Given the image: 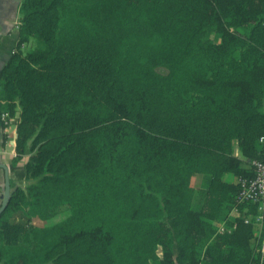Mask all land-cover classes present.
Returning a JSON list of instances; mask_svg holds the SVG:
<instances>
[{"label":"trees","instance_id":"1","mask_svg":"<svg viewBox=\"0 0 264 264\" xmlns=\"http://www.w3.org/2000/svg\"><path fill=\"white\" fill-rule=\"evenodd\" d=\"M19 11L0 112L17 111L26 182L0 211V264H264L255 205L228 214L262 154L264 0ZM195 173L207 177L193 206Z\"/></svg>","mask_w":264,"mask_h":264},{"label":"crops","instance_id":"2","mask_svg":"<svg viewBox=\"0 0 264 264\" xmlns=\"http://www.w3.org/2000/svg\"><path fill=\"white\" fill-rule=\"evenodd\" d=\"M20 0H0V66L6 60L15 46L17 40V28L20 19ZM27 44L29 48L32 40L21 44ZM23 50V49H22ZM26 50V49H25ZM17 111L0 115V190H3L4 176L7 174L8 190L16 184H25L23 178V163L28 155V147L25 146L20 158L14 159V138ZM236 216V215H232Z\"/></svg>","mask_w":264,"mask_h":264},{"label":"built area","instance_id":"3","mask_svg":"<svg viewBox=\"0 0 264 264\" xmlns=\"http://www.w3.org/2000/svg\"><path fill=\"white\" fill-rule=\"evenodd\" d=\"M1 118L5 117L6 112H0ZM258 142L262 145V154L259 158L251 159V171L252 175L249 177H244L239 179V188L234 193L233 199L236 204H234L228 214L237 215L239 209L237 204H254L255 213L253 218L263 224L264 228V134H261L257 138ZM2 197V191L0 190V202ZM247 221V217L244 218ZM234 223L231 225L233 227ZM229 229L224 226L223 222L218 225V230ZM263 239L260 241L259 249L263 251L264 249V234Z\"/></svg>","mask_w":264,"mask_h":264},{"label":"rangeland","instance_id":"4","mask_svg":"<svg viewBox=\"0 0 264 264\" xmlns=\"http://www.w3.org/2000/svg\"><path fill=\"white\" fill-rule=\"evenodd\" d=\"M28 45L25 44L22 46V49L25 50V49H28L27 48ZM160 71H163L162 68H158ZM232 151L233 153H236V150H235V145L233 144L232 146ZM206 177L207 175L204 174V173H195L193 176H192V179H191V183L193 185V187L195 188V194H194V198H193V206H195L196 202L198 201L199 199V192L201 193V190L203 188V186L205 185L206 183ZM224 178L227 177V174L226 175H223ZM229 177L231 178L232 176L229 175ZM233 179V177H232ZM65 211H61V212H58L56 213L55 215L51 216L50 218H47V219H38V218H33L32 219V222L35 223V224H45V223H48V222H51V221H55V220H58L60 219L61 217H63L65 215ZM230 216H232V214H229ZM260 233L258 235V238H259V241H262L261 239L263 234H264V228H263V224L260 225ZM147 264H155L154 262H148Z\"/></svg>","mask_w":264,"mask_h":264},{"label":"water","instance_id":"5","mask_svg":"<svg viewBox=\"0 0 264 264\" xmlns=\"http://www.w3.org/2000/svg\"><path fill=\"white\" fill-rule=\"evenodd\" d=\"M9 190H8V180H7V174L5 173L4 176V184H3V190H2V197L0 202V211L5 206L8 198Z\"/></svg>","mask_w":264,"mask_h":264}]
</instances>
